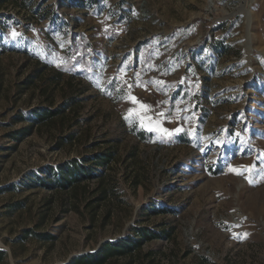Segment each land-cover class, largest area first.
<instances>
[{
	"label": "rangeland",
	"instance_id": "rangeland-1",
	"mask_svg": "<svg viewBox=\"0 0 264 264\" xmlns=\"http://www.w3.org/2000/svg\"><path fill=\"white\" fill-rule=\"evenodd\" d=\"M95 1L0 9V264H68L137 227L168 234L108 264H264V0ZM36 58L63 77L46 94L24 84ZM48 97L69 116L11 140ZM109 150L92 180L40 184Z\"/></svg>",
	"mask_w": 264,
	"mask_h": 264
},
{
	"label": "trees",
	"instance_id": "trees-1",
	"mask_svg": "<svg viewBox=\"0 0 264 264\" xmlns=\"http://www.w3.org/2000/svg\"><path fill=\"white\" fill-rule=\"evenodd\" d=\"M34 0H0V9L13 6V8L29 9V6ZM95 2H98L96 0ZM97 4V3H96ZM0 47H2L0 45ZM6 51V50H5ZM4 51V52H5ZM35 59V58H34ZM34 63L33 80H27L24 84L26 87L37 86L41 88L40 84H46L54 88L60 86L62 74L48 70L50 67L41 62V59L36 58ZM51 73L52 75H48ZM47 74V75H46ZM48 78V79H46ZM43 82V83H42ZM44 86V85H43ZM42 94H46V89H42ZM48 97L49 106L39 107L31 112L28 120L30 125L28 128L14 131L9 135L13 141H22L31 132V127H41L48 124L65 120L68 112L72 111L74 100H67L62 105L55 107V103ZM19 115L18 120H26L25 117ZM25 118V119H24ZM141 138L146 139V136L140 135ZM116 152L109 150L104 153H96L87 159L72 160L70 162L59 165L58 168H50L46 175L52 178L53 181H41V185L46 188H60L62 190L70 189L80 185L85 180H92L98 177L100 170L108 167L115 158ZM44 182V183H42ZM165 213L166 211H153ZM133 235H127L123 239H117L114 242L103 243L94 253H88L73 258L68 264H108L114 258L126 257L142 247L145 242L154 239L162 238L168 233H161L151 230L147 227H137L133 229ZM5 254L0 251V263L4 260Z\"/></svg>",
	"mask_w": 264,
	"mask_h": 264
},
{
	"label": "snow or ice",
	"instance_id": "snow-or-ice-1",
	"mask_svg": "<svg viewBox=\"0 0 264 264\" xmlns=\"http://www.w3.org/2000/svg\"><path fill=\"white\" fill-rule=\"evenodd\" d=\"M13 35L15 36V35H16V33L14 32V33H13ZM131 99H132V101H133L134 103H138V102L135 100V98H134V97H132ZM146 107H147V106H145V105H142V104L140 105V108H141V110H145V109H146ZM131 114H132V113H130V115H131ZM149 130H152V129H151V128H149ZM178 130H179V129H177V131H178ZM164 131L166 132L167 130H164ZM234 171H235V170H234ZM237 174H241V173H237Z\"/></svg>",
	"mask_w": 264,
	"mask_h": 264
},
{
	"label": "bare ground",
	"instance_id": "bare-ground-1",
	"mask_svg": "<svg viewBox=\"0 0 264 264\" xmlns=\"http://www.w3.org/2000/svg\"><path fill=\"white\" fill-rule=\"evenodd\" d=\"M252 2V1H251Z\"/></svg>",
	"mask_w": 264,
	"mask_h": 264
}]
</instances>
